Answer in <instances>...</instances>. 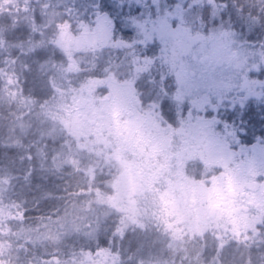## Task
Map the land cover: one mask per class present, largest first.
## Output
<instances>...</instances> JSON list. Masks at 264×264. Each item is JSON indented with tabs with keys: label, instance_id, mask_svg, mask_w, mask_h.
Segmentation results:
<instances>
[{
	"label": "trees",
	"instance_id": "1",
	"mask_svg": "<svg viewBox=\"0 0 264 264\" xmlns=\"http://www.w3.org/2000/svg\"><path fill=\"white\" fill-rule=\"evenodd\" d=\"M98 2L0 0V209L16 216L4 222L6 232L0 231V264H64L102 249L114 256V264H264V211L242 231L210 225L174 233L142 214L140 224L124 221L121 210L106 201L117 184L116 163H135L149 152L138 148L147 133L137 132L135 124L137 115L144 116L137 111L127 119L124 112L118 117L117 109L111 112L120 97L117 87L110 85L111 93L106 85L107 74L120 70V79L130 68L126 46L134 48L137 59L152 58L129 82L133 107L151 110L169 132L149 160L156 180L145 176L146 165L135 170L149 185L167 189L163 177L179 155L183 173L210 190L226 182L236 164L242 172L247 165L264 167V92L244 96L238 86H222L208 94L209 105L197 114L211 131L217 158L228 160L227 171L204 164L178 146L185 142L179 126L190 123L188 103L178 99L177 75L155 56L156 40L134 42L130 22L138 5L132 0H105L103 11L117 23L114 33L108 31L122 45L64 49L61 39L75 36L78 24L103 20ZM160 6L181 7L196 35L229 31L236 40L264 49V0H161ZM248 73L264 79V63ZM80 94L90 99L86 112L101 123L109 116L110 124L99 132L104 148L96 142L98 134L76 137L68 129ZM233 111L236 118L228 121ZM113 116L122 126L111 121ZM257 154L263 157L259 164Z\"/></svg>",
	"mask_w": 264,
	"mask_h": 264
},
{
	"label": "rangeland",
	"instance_id": "2",
	"mask_svg": "<svg viewBox=\"0 0 264 264\" xmlns=\"http://www.w3.org/2000/svg\"><path fill=\"white\" fill-rule=\"evenodd\" d=\"M132 1L138 5L137 14L130 22L136 34L134 42L148 40V35L156 40L155 56L168 64L177 75L178 99L181 101L185 99L188 103L186 118L190 123L180 125L177 130L180 137L185 138V142L180 140L179 148L192 152L204 164L216 163L222 165L223 172L227 171L228 160L225 156L217 158L218 153L210 143L211 131L200 122L197 110L209 105L208 94H213L222 86H238L244 96L262 94L264 79L250 76L248 72L250 68L255 69L258 62L264 63V49L236 40L229 31L222 30L205 36L192 33L190 23L192 19L179 6L174 10L160 6L161 0H140L139 4L136 0ZM165 19L170 30L165 33L166 42L161 43L159 29L161 21ZM78 29L75 36L61 39L64 49L69 50L68 52L73 48H90L104 44H113L114 47L123 44L119 38H111V33L105 28L102 19L98 20L94 17L91 23L78 24ZM126 48L129 49L131 56L130 68L126 69L120 79L118 78L120 70H111L107 74L106 85L111 93L117 87V94L120 97L110 110L113 112L117 109L118 113H114L117 117L120 112H124L127 119H132L137 111L144 116L142 120L137 115L139 121L135 124L139 127L137 132L141 133V130H145L147 133L146 137L144 133L145 139L141 140L138 148H147L149 152L143 157L141 155L137 157L135 163L131 162L132 160H128L127 163L120 161L116 163L117 184L113 194L107 196L106 201L121 210L124 221H135L140 224L137 218L142 214V216L158 218L165 228L174 233L202 230L210 225L223 226L225 230L237 232L256 222L264 211L263 166L247 165L248 168L242 172L240 166L236 164L228 171L230 173L226 174V182L212 190L197 187L194 181L183 173L180 155L168 167L163 177L168 182L167 189L149 185L143 175L136 174L135 170L140 171L138 168L146 165L148 169L145 176L152 175L156 180L157 175L149 170L151 167L149 160L154 152L159 153L160 148L167 143L169 132L159 124L157 115L150 113L151 110H137L133 107L129 82L131 83V78L133 80L138 70L146 68L152 62V58L137 59L132 54L134 48L131 45ZM110 85H113L114 89ZM76 101L77 107L75 112H72L68 124L69 131L76 137L84 134H92L96 137L98 134L96 142L102 143L104 148L106 143L99 132L110 124L109 116L106 119L108 123H101L94 115L85 111V106L89 107L90 103L86 95L80 94ZM117 117L110 120L122 126ZM97 150L100 151V148ZM255 159L259 164L263 157L257 154ZM158 163L155 161L153 164ZM260 175H262L261 179ZM155 189L158 191L156 192ZM197 189L199 192H195ZM150 191L154 194L147 193ZM258 213L259 216L256 215ZM14 217L15 214L10 213L9 210L0 209L1 232L8 230V225L4 222ZM1 247H3L2 242H0ZM114 261V256L102 249L93 252L92 255L87 254L80 261L64 264H114Z\"/></svg>",
	"mask_w": 264,
	"mask_h": 264
},
{
	"label": "snow or ice",
	"instance_id": "3",
	"mask_svg": "<svg viewBox=\"0 0 264 264\" xmlns=\"http://www.w3.org/2000/svg\"><path fill=\"white\" fill-rule=\"evenodd\" d=\"M140 0H136V3L139 4ZM95 7L96 9L103 13V23H104V26L105 28L107 29H110L113 33L115 32L116 28H117V23H116V20H114L111 15H109V12L108 11H103V9L107 8L108 6H106L105 4V0H99L98 3L95 4ZM123 8V4L121 5V9ZM169 26L167 24V20L165 19L164 21H161L160 23V29H159V35H160V41L161 43H165L166 40H165V33L167 31H169ZM147 39L148 40H151L152 37L151 35H148L147 36ZM163 51V49H162ZM236 118V112L233 111V112H229L228 113V121H234ZM227 121V122H228ZM241 133H239V136L241 137Z\"/></svg>",
	"mask_w": 264,
	"mask_h": 264
}]
</instances>
